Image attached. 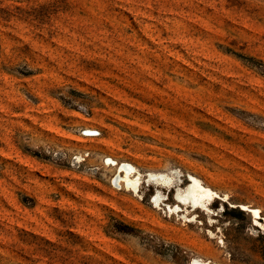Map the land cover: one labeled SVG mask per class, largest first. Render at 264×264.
Wrapping results in <instances>:
<instances>
[{
    "label": "rangeland",
    "instance_id": "374dc122",
    "mask_svg": "<svg viewBox=\"0 0 264 264\" xmlns=\"http://www.w3.org/2000/svg\"><path fill=\"white\" fill-rule=\"evenodd\" d=\"M194 259L264 264V0H0V264Z\"/></svg>",
    "mask_w": 264,
    "mask_h": 264
},
{
    "label": "bare ground",
    "instance_id": "6f19581e",
    "mask_svg": "<svg viewBox=\"0 0 264 264\" xmlns=\"http://www.w3.org/2000/svg\"><path fill=\"white\" fill-rule=\"evenodd\" d=\"M114 166H116V173L114 174L115 177L113 180H116L118 183L122 181L123 184L129 186L133 192L135 193L137 192L139 196H140L139 189H141V185L147 184V186L148 185H153L152 187L155 186L157 190L154 196V203H159V200L162 197L159 190L161 187H171V189L175 188L176 194L174 197L180 203H182L185 213L186 211L189 210L188 206L194 208L195 205H199L201 206V208L205 209L206 211H209V208H205V205L207 202L211 201L215 197L214 196L215 192L212 193L208 188L203 187L201 181L194 176H190L189 178L190 184H187L184 189H181L182 186L179 188V186L175 185L177 178L175 172H171L169 174H167L166 172L164 173L147 172L146 174H141L139 173L140 171L138 172V170H136L132 165L128 163H121V164L116 163L114 164ZM183 207L178 206L175 209H172V207H170L169 212L171 213L176 212L177 209L181 208L180 211L177 212V214L182 213ZM253 218L254 220L256 219L255 214ZM191 264H215V263L205 260L203 261L201 259H194Z\"/></svg>",
    "mask_w": 264,
    "mask_h": 264
},
{
    "label": "built area",
    "instance_id": "2783aa9c",
    "mask_svg": "<svg viewBox=\"0 0 264 264\" xmlns=\"http://www.w3.org/2000/svg\"><path fill=\"white\" fill-rule=\"evenodd\" d=\"M101 133L97 129L93 128H83L80 130V136L83 138H89V139H94L100 137ZM107 165H113L116 164V162H112L111 159L106 160ZM114 166V165H113Z\"/></svg>",
    "mask_w": 264,
    "mask_h": 264
}]
</instances>
